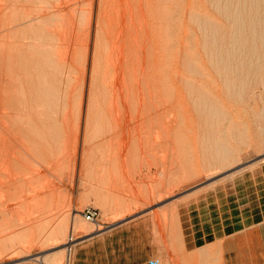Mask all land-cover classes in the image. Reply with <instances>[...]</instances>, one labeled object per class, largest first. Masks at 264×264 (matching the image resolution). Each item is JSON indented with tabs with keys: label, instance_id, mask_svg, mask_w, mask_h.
Wrapping results in <instances>:
<instances>
[{
	"label": "rangeland",
	"instance_id": "obj_1",
	"mask_svg": "<svg viewBox=\"0 0 264 264\" xmlns=\"http://www.w3.org/2000/svg\"><path fill=\"white\" fill-rule=\"evenodd\" d=\"M25 1L0 0V264H74L83 242L128 221L149 220L174 235L178 208L207 233L227 235L262 222L256 230L264 237V97L258 101L264 83L240 101V81L224 77L234 62L227 69L213 63L189 17L194 10L224 24L228 46V22L212 0ZM199 90L226 121L214 126L201 115ZM233 122L240 139L233 138ZM222 142L233 147L225 162L209 152ZM212 247L201 252L210 256Z\"/></svg>",
	"mask_w": 264,
	"mask_h": 264
},
{
	"label": "bare ground",
	"instance_id": "obj_2",
	"mask_svg": "<svg viewBox=\"0 0 264 264\" xmlns=\"http://www.w3.org/2000/svg\"><path fill=\"white\" fill-rule=\"evenodd\" d=\"M25 1V0H24ZM99 1V0H98ZM118 1V0H117ZM211 1V0H210ZM26 2V1H25ZM93 2V1H92ZM108 2V1H107ZM206 2V1H205ZM212 2L214 3V5H215V11H217L216 13H219L220 15L221 14H223L224 15V17L223 18H225L226 20H227V22H228V27H229V31H230V37H229V42L227 43L228 44V46H225L226 45V43L224 44V47L225 48H223V43H224V41L226 42V40H225V36H224V31H225V29H224V24H220V23H218V22H216V21H213V20H210V18L208 19L207 18V16L205 17V16H199L198 14H193L192 12L194 11H192L191 13H189V17L191 18V20H192V22H193V20L195 21V22H193V23H195L196 24V26H198V29L197 30H199L200 29V33H203V46L205 47V49L207 50V51H209V53H211L212 54V56L214 57L213 59H214V62L213 63H215V65L216 66H218V67H220L221 68V66H223L224 68L226 67V69L227 68H231V64H232V62H234V66H232V68H231V70L229 71L230 72V74H228L229 76H227V75H225L224 77H228L227 78V80L230 82V79H232L231 77H236V78H238V81H240V83H238V89H236V91H237V93H238V95H239V98H238V95L236 96L237 97V99L239 100L240 99V101L242 100V98H243V100H244V97H245V94H246V92L247 91H250L249 89H250V87H254V86H256L257 84H261V86H262V84L264 83V80L263 79H261V75L262 74H264V0H212ZM29 3V2H28ZM50 3V2H49ZM144 3V2H143ZM142 3V4H143ZM158 3V2H157ZM70 4V3H69ZM119 4V3H118ZM159 4V3H158ZM161 4V3H160ZM104 5V4H103ZM108 5V4H107ZM144 5V4H143ZM146 5V4H145ZM139 6V5H138ZM197 6V5H196ZM211 6H213V5H211ZM187 7V6H186ZM77 8V7H76ZM106 8L107 7H105V9L104 10H106ZM177 8V7H176ZM191 8V7H190ZM193 8V7H192ZM213 8V7H212ZM82 9V8H81ZM142 9V8H141ZM181 9V8H180ZM188 9V8H187ZM24 10V9H23ZM118 10V9H117ZM134 10H136V9H134ZM156 10H157V8H156ZM166 10V9H165ZM50 11V10H49ZM54 11V10H53ZM167 11V10H166ZM187 11V10H186ZM191 10L189 9V11L188 12H190ZM22 12H24L25 13V10L24 11H22ZM162 12V11H161ZM164 12V11H163ZM48 13V12H47ZM104 13V12H103ZM108 13V12H107ZM124 13V12H123ZM195 13V12H194ZM134 14V13H133ZM138 14V13H137ZM18 15V14H17ZM23 15V14H22ZM38 15V14H37ZM61 15V14H60ZM105 15V14H104ZM131 15V14H130ZM167 15H169V14H167ZM188 15V14H187ZM206 15V14H205ZM5 16V15H4ZM72 16V15H71ZM90 17V16H89ZM118 17V16H117ZM122 17V16H121ZM149 17V16H148ZM188 16H187V18L189 19V21H190V18H189ZM93 18V17H92ZM91 18V19H92ZM101 18V17H100ZM106 18H108V17H106ZM18 19V18H17ZM37 19V18H36ZM35 19V20H36ZM172 19V18H171ZM174 19V18H173ZM179 19V18H178ZM187 19V20H188ZM212 19V18H211ZM214 19V18H213ZM88 20V19H87ZM144 20V19H143ZM216 20V19H215ZM22 21V20H21ZM131 21V20H130ZM14 22V21H13ZM101 22H102V20H101ZM109 22V21H108ZM111 22V21H110ZM159 22V21H158ZM168 22V21H167ZM171 22V21H170ZM169 22V23H170ZM191 22V24H193ZM3 23V22H2ZM1 23V24H2ZM18 23V22H17ZM39 23V22H38ZM69 23V22H68ZM106 23V22H105ZM112 23V22H111ZM173 23H174V21H173ZM55 24V23H54ZM70 24V23H69ZM68 24V25H69ZM103 24V23H102ZM23 25V24H22ZM34 25V24H33ZM52 25V24H51ZM99 25V24H98ZM116 25V24H115ZM137 25V24H136ZM227 25V24H226ZM36 26V25H35ZM110 26V25H109ZM117 26V25H116ZM126 26V25H125ZM195 26V25H194ZM195 26V27H196ZM4 27V26H3ZM3 27H2V30H3ZM68 27V26H67ZM97 27V26H96ZM55 28V27H54ZM108 28V27H107ZM117 28V27H116ZM225 28H227V27H225ZM23 29V28H22ZM96 29V28H95ZM100 29V28H99ZM112 29V28H111ZM195 29V28H194ZM262 29V30H261ZM18 30V29H17ZM21 30V29H20ZM24 30H25V26H24ZM47 30V29H46ZM102 30V29H101ZM169 30V29H168ZM188 30V29H187ZM227 30V29H226ZM83 31V30H82ZM81 31V32H82ZM105 31V30H104ZM112 31V30H111ZM128 31V30H127ZM32 32V31H31ZM30 32V33H31ZM62 32V31H61ZM69 32V31H68ZM102 32V31H101ZM106 32H107V30H106ZM199 32V31H198ZM97 33H98V30H97ZM105 33V32H104ZM143 33V32H142ZM199 33V34H200ZM226 33V32H225ZM10 34H12V33H10ZM32 34V33H31ZM41 34V33H40ZM94 34V33H93ZM140 34V33H139ZM181 34V33H180ZM26 35H27V32H26ZM34 35V34H33ZM39 35V34H38ZM109 35V34H108ZM130 35V34H129ZM24 36V35H23ZM30 36V35H29ZM28 36V37H29ZM36 36V35H35ZM35 36H33V37H35ZM59 36V35H58ZM100 36V35H99ZM201 36V35H200ZM2 37V36H1ZM0 37V38H1ZM17 37V36H16ZM51 37V36H50ZM80 37V36H79ZM109 37V36H108ZM160 37V36H159ZM183 37V36H182ZM21 38H22V36H21ZM25 38V37H24ZM63 38V37H62ZM78 38V37H77ZM99 38V37H98ZM23 39V38H22ZM31 39V38H30ZM44 39V38H43ZM83 39V38H82ZM95 39V38H94ZM24 40V39H23ZM89 40V39H88ZM102 40V39H101ZM113 40V39H112ZM131 40V39H130ZM149 40V39H148ZM161 40V39H160ZM57 41H58V39H57ZM128 41V40H127ZM141 41H142V39H141ZM185 41V40H184ZM36 42V41H35ZM145 42V41H144ZM37 43H38V41H37ZM58 43V42H57ZM186 43V42H185ZM0 44H2V43H0ZM26 44V43H25ZM126 44V43H125ZM143 44V43H142ZM187 44V43H186ZM185 44V45H186ZM4 45V44H3ZM15 45V44H14ZM59 45V44H58ZM107 45V44H106ZM13 46V45H12ZM29 46V45H28ZM38 46V45H37ZM203 46H201L202 48H203ZM3 47V46H2ZM9 47V46H8ZM27 47V46H26ZM30 47V46H29ZM33 47V46H32ZM58 47V46H57ZM191 47H193V46H191ZM199 47V46H198ZM227 47V48H226ZM20 48V47H19ZM50 48V47H49ZM28 49V48H27ZM31 49V48H30ZM29 49V50H30ZM34 49V48H33ZM51 49V48H50ZM55 49V48H54ZM57 49V48H56ZM55 49V50H56ZM67 49V48H66ZM65 49V50H66ZM136 49V48H135ZM180 49V48H179ZM205 49H204V51H205ZM24 50V49H23ZM48 50V49H47ZM151 50V49H150ZM37 51V50H36ZM39 51H40V49H38V53L37 54H40V53H42L41 51H40V53H39ZM68 51V50H67ZM66 51V52H67ZM110 51V50H109ZM184 51V50H183ZM189 51H190V49H189ZM203 51V50H202ZM52 52V51H51ZM107 52V51H106ZM114 52V51H113ZM180 52V51H179ZM14 53V52H13ZM35 53V52H34ZM108 53H110V52H108ZM115 53H116V51H115ZM182 53H184V52H182ZM187 53V52H186ZM204 53V52H203ZM31 54V53H30ZM43 54V53H42ZM120 54V53H119ZM180 54V53H179ZM20 55H21V53H20ZM93 55H94V52H93ZM129 55V54H128ZM183 55V54H182ZM190 55V54H189ZM204 55V54H203ZM224 55H226V56H224ZM40 56V55H39ZM123 56V55H122ZM167 56V55H166ZM41 57H42V55H41ZM109 57V56H108ZM180 57V56H179ZM185 57H187V55H185ZM184 57V58H185ZM207 57V56H206ZM205 57V58H206ZM9 58V57H8ZM17 58V57H16ZM44 58V57H43ZM74 58V57H73ZM116 58V57H115ZM121 58V57H120ZM211 58V57H210ZM41 59V58H40ZM46 59V58H45ZM92 59V58H91ZM135 59H136V56H135ZM167 59V58H166ZM186 59H188V58H186ZM27 60V59H26ZM64 60V59H63ZM125 60V59H124ZM184 60V59H183ZM189 60H191V59H189ZM40 61H42V60H40ZM65 61V60H64ZM67 61V60H66ZM103 61V60H102ZM106 61H109V60H106ZM22 62V61H21ZM52 62V61H51ZM105 62V61H104ZM120 62V61H119ZM151 62V61H150ZM181 62V61H180ZM191 62V61H190ZM199 62V61H198ZM211 62V61H210ZM19 63H20V61H19ZM23 63V62H22ZM21 63V64H22ZM108 63V62H107ZM127 63V62H126ZM133 63V62H132ZM147 63V62H146ZM145 63V64H146ZM185 63H186V61H185ZM185 63H184V66H185ZM188 63V62H187ZM26 64V63H25ZM27 64H28V61H27ZM102 64V63H101ZM198 64V63H197ZM19 65V64H18ZM39 65H41V64H39ZM121 65V64H120ZM127 65V64H126ZM144 65V64H143ZM148 65V64H147ZM211 66H213L212 64H210ZM16 66V65H15ZM58 66V65H57ZM99 66V65H98ZM119 66V65H118ZM181 66H183L182 64H181ZM192 66V65H191ZM191 66H189V67H191ZM194 66H195V64H194ZM203 66V65H202ZM42 67V66H41ZM108 67V66H107ZM133 67V66H132ZM188 67V66H187ZM188 67V68H189ZM214 67V66H213ZM7 68H9V67H7ZM129 68V67H128ZM152 68V67H151ZM194 68V67H193ZM200 68H202V67H200ZM224 68H222V69H224ZM26 67H25V71H26ZM113 69V68H112ZM131 69V68H130ZM196 69V68H195ZM217 69V68H216ZM21 70V69H20ZM82 70V69H81ZM107 70V69H106ZM115 70V69H114ZM137 70V69H136ZM146 70V69H145ZM190 70H192V68H190ZM218 70L220 71V69L218 68ZM24 71V72H25ZM84 71V70H83ZM108 71V70H107ZM177 71V70H176ZM188 71V70H187ZM195 72H196V70H194ZM200 71V70H199ZM222 71V70H221ZM220 71V72H221ZM224 71H225V69H224ZM246 71V72H245ZM10 72V71H9ZM27 72V71H26ZM85 72V71H84ZM83 72V73H84ZM123 72V71H122ZM125 72V71H124ZM145 72V71H144ZM192 74L193 73H195V72H192V71H190ZM198 72V71H197ZM217 72V71H216ZM215 72V73H216ZM219 72V73H220ZM228 72V70L227 71H225V74ZM41 73V72H40ZM69 73V72H68ZM92 73V72H91ZM107 73V72H106ZM114 73V72H113ZM117 73V72H116ZM222 73V72H221ZM67 74V73H66ZM95 74V73H94ZM128 74H129V72H128ZM135 74V73H134ZM190 74V73H189ZM188 74V75H189ZM217 74V73H216ZM85 75V74H84ZM116 75V74H115ZM221 75V74H220ZM223 75V74H222ZM69 76V75H68ZM111 76H113V74L111 75ZM139 76V75H138ZM203 76V75H202ZM30 77V76H29ZM128 77V76H127ZM131 77V76H130ZM187 77V76H186ZM197 77V76H196ZM199 77H200V74H199ZM220 77V76H219ZM223 77V76H222ZM224 77H223V79H224ZM263 77V76H262ZM75 78V77H74ZM114 78V77H113ZM119 78V77H118ZM141 78V77H140ZM176 78V77H175ZM235 78V79H236ZM26 79V78H25ZM67 79V78H66ZM78 79V78H77ZM130 79V78H129ZM152 79V78H151ZM178 79V78H177ZM179 79L181 80V78L179 77ZM211 79V78H210ZM105 80V79H104ZM113 80V79H112ZM125 80V79H124ZM133 80H134V78H133ZM182 80H186L185 78H183ZM196 80V79H195ZM220 80L222 81V79H221V77H220ZM20 81V80H19ZM27 81V80H26ZM67 81V80H66ZM103 81V80H102ZM188 80H186L185 82H187ZM192 81V80H191ZM211 81V80H210ZM223 81H225V79L223 80ZM233 81V80H232ZM17 82V81H16ZM68 82V81H67ZM84 82V81H83ZM111 82V81H110ZM114 82V81H113ZM122 82V81H121ZM130 82H131V80H130ZM129 82V83H130ZM189 82V81H188ZM202 82V81H201ZM75 83V82H74ZM179 83H180V81H179ZM181 83H182V81H181ZM233 83H234V81H233ZM232 83V84H233ZM236 83H237V80H236ZM84 84V83H83ZM94 84V83H93ZM98 84V83H97ZM101 84V83H100ZM111 84V83H110ZM166 84V83H165ZM221 84V83H220ZM228 83L226 82V85H227ZM63 85V84H62ZM69 85V84H68ZM96 85V84H95ZM115 85V84H114ZM113 85V86H114ZM138 85V84H137ZM190 85V86H189ZM185 84V86H189V87H191V85H193V84H191V82H190V84ZM225 85V83H224V86H226ZM234 85V84H233ZM83 86V85H82ZM106 86H107V84H106ZM129 86V85H128ZM194 86V85H193ZM200 86V85H199ZM228 86V85H227ZM226 86V87H227ZM229 86H230V83H229ZM258 86V85H257ZM65 87V86H64ZM69 87V86H68ZM94 87V86H93ZM225 87V88H226ZM263 87V86H262ZM58 88V87H57ZM101 88V87H100ZM187 88V87H186ZM192 88H195V86L194 87H192ZM227 88H229V90L227 89ZM226 89L228 90V94L230 93L229 91H230V87H227ZM232 88V87H231ZM235 88L236 87H234V91H235ZM104 89V88H103ZM108 89V88H107ZM116 89V88H115ZM140 89H141V87H140ZM170 89V88H169ZM190 89V88H189ZM196 89V88H195ZM252 89V88H251ZM76 90V89H75ZM82 90V89H81ZM106 90V89H105ZM129 90V89H128ZM153 90V89H152ZM226 90V91H227ZM99 91V90H98ZM190 91V90H189ZM264 91V90H263ZM263 91H261V92H263ZM41 92H45V90L44 91H42L41 90ZM122 92V91H121ZM137 92V91H136ZM162 92H163V90H162ZM185 92V91H184ZM192 92V91H191ZM194 92H195V90H194ZM203 92V91H202ZM202 92H201V90H199V92H198V94H202ZM221 92H222V90H221ZM251 92V94H252V91H250ZM261 92H260V98L258 99V101L261 99V96H263L264 97V93L261 95ZM22 93V92H21ZM46 93H47V91H46ZM71 93V92H70ZM98 93V92H97ZM103 93H104V91H103ZM120 93V92H119ZM124 93V92H123ZM138 93V92H137ZM142 93V92H141ZM164 93V92H163ZM225 93V92H224ZM232 93V92H231ZM234 94H237V93H235V92H233ZM248 93L249 92H247V95H248ZM49 94V93H48ZM47 94V95H48ZM53 94V93H52ZM66 94V93H65ZM64 94V95H65ZM83 94V93H82ZM116 94V93H115ZM121 94V93H120ZM153 94V93H152ZM177 94V93H176ZM190 94V93H189ZM192 94V93H191ZM195 94H196V92H195ZM194 94V95H195ZM197 94V95H198ZM210 94V93H209ZM71 95V94H70ZM106 95V94H105ZM117 95V94H116ZM188 95V94H187ZM197 95H195V96H197ZM250 95V94H249ZM74 96H75V93H74ZM118 96V95H117ZM124 96V95H123ZM217 96V95H216ZM226 96H228V95H226ZM229 96H230V94H229ZM23 97V96H22ZM116 97V96H115ZM130 97V96H129ZM155 97V96H154ZM157 97V96H156ZM155 97V98H156ZM160 97V96H159ZM189 97H190V95H189ZM199 97H200V95H199ZM219 97V96H218ZM247 97V96H246ZM81 98H83V97H81ZM80 98V99H81ZM111 98V97H110ZM164 98H165V96H164ZM197 98V97H196ZM201 98V99H200ZM200 98H198L199 99V101H198V99H197V101H198V103H196V105H197V109H199V112L201 113L202 111V113L204 114V115H206V118L210 121L211 120V122H213V125L214 126H216V125H218L219 124V122H220V120H221V122H222V119H224L226 116V113H225V115H223V113H222V111L220 112L219 111V109L215 106V104L212 102V99H211V101L209 100V97L208 96H206L205 94H202V97H200ZM214 99H217V98H215V97H213ZM249 98V97H248ZM77 99V98H76ZM79 99V98H78ZM79 99V100H80ZM158 99V98H157ZM213 99V101H215ZM63 100V99H62ZM120 100V99H119ZM139 100V99H138ZM191 100V99H190ZM193 100V99H192ZM219 100V99H218ZM70 101V100H69ZM112 101H114V100H112ZM196 101V100H195ZM261 101H263V98H262V100ZM94 102V101H93ZM132 102V101H131ZM144 102V101H143ZM162 102V101H161ZM190 102V101H189ZM215 102H219V101H215ZM111 103V102H110ZM118 103V102H117ZM130 103V102H129ZM128 103V104H129ZM167 103V102H166ZM259 103H260V101H259ZM263 103V102H262ZM262 103H260L259 105H263V106H261L262 107V110H261V112H260V114H261V117H260V129H261V133H262V135H261V137H262V140H264V103L262 104ZM34 104V103H33ZM135 104H137V103H135ZM145 104V103H144ZM163 104V103H162ZM195 104V103H194ZM194 104H193V106H194ZM216 104H218V103H216ZM130 105V104H129ZM219 105V104H218ZM112 106V105H111ZM117 106V105H116ZM120 106V105H119ZM124 106V105H123ZM131 106V105H130ZM149 106V105H148ZM34 107V106H33ZM62 107H63V105H62ZM82 107V106H81ZM77 108V107H76ZM80 108V107H79ZM78 108V109H79ZM96 108V107H95ZM112 108V107H111ZM120 108V107H119ZM134 108V107H133ZM132 108V109H133ZM156 108V107H155ZM225 108H227V107H225ZM145 109V108H144ZM196 109V108H195ZM197 109H196V112H197ZM260 109V108H259ZM75 110V109H74ZM82 110V109H81ZM136 110V109H135ZM164 110V109H163ZM201 110V111H200ZM221 110V109H220ZM225 110V109H224ZM134 111V110H133ZM149 111V110H148ZM226 111H227V109H226ZM66 112V111H65ZM81 112V111H80ZM112 112V111H111ZM114 112H115V110H114ZM120 112V111H119ZM235 112V111H234ZM110 113V112H109ZM133 113V112H132ZM142 113H143V111H142ZM151 113V112H150ZM165 113V112H164ZM179 113V112H178ZM198 113V112H197ZM202 113H201V115H202ZM228 113V112H227ZM5 114V113H4ZM171 114V113H170ZM238 114H239V112H238ZM107 115V114H106ZM110 115V114H109ZM137 115V114H136ZM172 115V114H171ZM196 115V114H195ZM62 116V115H61ZM101 116V115H100ZM115 116V115H114ZM143 116V115H142ZM145 116H147V115H145ZM225 116V117H224ZM229 116V115H228ZM231 116V115H230ZM73 117V116H72ZM117 117V116H116ZM235 117V116H234ZM15 118V117H14ZM94 118V117H93ZM96 118L97 117H95V119L94 120H96ZM106 118V117H105ZM110 118V117H109ZM111 118H112V116H111ZM119 118V117H118ZM134 118V117H133ZM205 118V117H204ZM233 118V117H232ZM77 119V118H76ZM143 119V118H142ZM201 119V118H200ZM16 121H17V119H15ZM15 120H13V121H15ZM67 120V119H66ZM90 120V119H89ZM121 120V119H120ZM190 120V119H189ZM240 120V119H239ZM16 121L14 122V124L16 123ZM57 121V120H56ZM77 121V120H76ZM97 121V120H96ZM100 121V120H99ZM116 121H117V119H116ZM208 121V122H209ZM224 121H226L225 119H224ZM70 122V121H69ZM121 122V121H120ZM124 122V121H123ZM142 122V121H141ZM145 122V121H144ZM186 122V121H185ZM206 122V121H205ZM18 123V122H17ZM19 123H21V122H19ZM91 123V122H90ZM97 123V122H96ZM99 123V122H98ZM113 123V122H112ZM231 123V122H230ZM234 123V122H233ZM233 123H232V127L234 126L233 125ZM235 123H237V122H235ZM234 123V124H235ZM241 123V122H240ZM27 124V123H26ZM67 124V123H66ZM110 124V123H109ZM173 124V123H172ZM221 124V123H220ZM255 124H257L256 122H255ZM69 125V124H68ZM97 125V124H96ZM108 125V124H107ZM123 125V124H122ZM141 125V124H140ZM144 125H146V124H144ZM195 125H196V123H195ZM206 125V124H205ZM211 125H212V123H211ZM212 125V126H213ZM223 125H225V124H223ZM236 125V124H235ZM238 125H239V123H237V125L236 126H234V131L232 130L231 132L233 133V138L234 137H236V138H241L240 136H241V130L239 131V129H237L238 128ZM95 126V125H94ZM109 126V125H108ZM151 126V125H150ZM164 126V125H163ZM162 126V127H163ZM229 126V125H228ZM242 126V125H241ZM243 126H244V124H243ZM246 126V125H245ZM68 127V126H67ZM96 127V126H95ZM100 127V126H99ZM98 127V128H99ZM103 127V126H102ZM142 127V126H141ZM140 127V128H141ZM166 127V126H165ZM219 127V126H218ZM221 127V126H220ZM223 127V126H222ZM227 126H225V128H226ZM79 128V127H78ZM110 128V127H109ZM112 128V127H111ZM115 128V127H114ZM139 128V127H138ZM143 128V127H142ZM172 128V127H171ZM241 128V127H240ZM103 129V128H102ZM101 129V130H102ZM203 129H204V127H203ZM247 129V128H246ZM58 130V129H57ZM110 130V129H109ZM114 130V129H113ZM211 130H212V128H211ZM216 130V129H215ZM221 130V129H220ZM249 130V129H248ZM7 131V130H6ZM94 131H95V129H94ZM93 131V132H94ZM118 131V130H117ZM122 132V131H121ZM167 132V131H166ZM169 132V131H168ZM204 132V131H203ZM224 132H225V130H224ZM246 132V131H245ZM78 133V132H77ZM90 133V132H89ZM96 133H98L97 131H96ZM118 133H120V132H118ZM179 133H180V131H179ZM192 133V132H191ZM208 133V132H207ZM206 133V134H207ZM212 133V132H211ZM222 133V132H221ZM220 133V134H221ZM232 133L230 134V135H232ZM101 134V133H100ZM144 134V133H143ZM181 134V133H180ZM213 134V133H212ZM219 134V138H220V135ZM245 134V133H244ZM1 135V134H0ZM98 135H99V133H98ZM119 135V134H118ZM224 135V134H223ZM222 135V136H223ZM235 135V136H234ZM97 136V135H96ZM106 136V135H105ZM110 136V135H109ZM116 136V135H115ZM172 136V135H171ZM210 136V135H209ZM216 136H217V134H216ZM95 137V136H94ZM107 137H108V135H107ZM111 137V136H110ZM117 137V136H116ZM231 137V136H230ZM245 137V139H246V136H244ZM11 138V137H10ZM172 138V137H171ZM178 138V137H177ZM203 138V137H202ZM207 138V137H206ZM215 138V137H214ZM217 138V137H216ZM215 138V139H216ZM224 138H225V136H224ZM111 139V138H110ZM113 139V138H112ZM147 139V138H146ZM43 140V139H42ZM94 140H97V139H94ZM99 140V139H98ZM102 140V139H101ZM133 140V139H132ZM205 140V139H204ZM209 140L211 141V139L209 138ZM222 140V139H221ZM225 140H227V138L225 139ZM242 140V139H241ZM247 140V139H246ZM5 141V140H4ZM49 141V140H48ZM198 141V140H197ZM215 141V140H214ZM233 141V140H232ZM238 141V140H237ZM243 141V140H242ZM74 142H76V141H74ZM138 142V141H137ZM181 142V141H180ZM215 142H217V141H215ZM240 142V141H239ZM264 142V141H263ZM262 142V143H263ZM48 143V142H47ZM66 143V142H65ZM77 143V142H76ZM93 143V142H92ZM106 143H108V142H106ZM114 143V142H113ZM132 143V142H131ZM151 143V142H150ZM164 143V142H163ZM205 143V142H204ZM227 143H228V140H227ZM3 144V143H2ZM36 144V143H35ZM90 144V143H89ZM115 144V143H114ZM206 144H208V143H206ZM229 144V143H228ZM241 144H242V142H241ZM243 144H245V143H243ZM4 145V144H3ZM57 145V144H56ZM72 145V144H71ZM191 145V144H190ZM203 145V144H202ZM205 145V144H204ZM104 146V145H103ZM154 146V145H153ZM206 146H208V145H206ZM109 147V146H108ZM187 147V146H186ZM202 147V146H201ZM211 147L212 148H210V151L208 150V148H207V150L210 152V154H212L213 156L215 155V156H217V159L218 158H224V160H222L223 162H225V159H227V158H229V156H231L232 155V148H230V146H228L226 143H224V142H222V143H214V145L212 146V144H211ZM110 148V147H109ZM108 148V149H109ZM60 149H61V146H60ZM138 149H140V148H138ZM202 149V148H201ZM5 150H7V149H5ZM75 150H77V149H75ZM185 150V149H184ZM235 150V149H234ZM0 151H3V150H0ZM107 151V150H106ZM200 151V150H199ZM207 151V152H208ZM56 152V151H55ZM204 151L202 150V153H203ZM59 153V152H58ZM65 153H67V152H65ZM114 153V152H113ZM3 154V153H2ZM16 154V153H15ZM112 154V153H111ZM135 154V153H134ZM208 154V153H207ZM210 154H209V156H210ZM65 155V154H64ZM108 155H110V154H108ZM15 156V155H14ZM60 156V155H59ZM70 156V155H69ZM101 156V155H100ZM147 156V155H146ZM104 157V156H103ZM116 157V156H115ZM227 157V158H226ZM261 157V156H260ZM74 158V157H73ZM107 158H108V156H107ZM112 158V157H111ZM117 158V157H116ZM264 158V157H263ZM262 158V159H263ZM52 159V158H51ZM53 159H54V157H53ZM230 159V158H229ZM229 159H227L226 161H228ZM55 160V159H54ZM70 160V159H69ZM103 160H104V158H103ZM114 160H116V159H114ZM137 160H139V159H137ZM220 159H219V162L221 161ZM77 161V160H76ZM128 161V160H127ZM204 161V160H203ZM209 161V160H208ZM216 161V160H215ZM221 161V162H222ZM67 162V161H66ZM264 162V161H263ZM64 163V162H63ZM118 163V162H117ZM137 163V162H136ZM193 163V162H192ZM52 164V163H51ZM111 164V163H110ZM181 164V163H180ZM183 164V163H182ZM191 164V163H190ZM3 165V164H2ZM175 165V164H174ZM208 165V164H207ZM216 165H217V163H216ZM61 166V165H60ZM62 166H63V164H62ZM120 166V165H119ZM215 166V165H214ZM219 166V165H218ZM1 167V166H0ZM70 167V166H69ZM91 167V166H90ZM224 167V166H223ZM242 167V166H241ZM27 168V167H26ZM58 168V167H57ZM238 168V167H237ZM60 169V168H59ZM64 169V168H63ZM75 169V168H74ZM239 169V168H238ZM117 170V169H116ZM237 170V169H236ZM109 171V170H108ZM108 171H107V173H108ZM175 171V170H174ZM185 171V170H184ZM13 172V171H12ZM31 172V171H30ZM68 172H70V170L68 171ZM52 173V172H51ZM65 173V172H64ZM182 173H184V172H182ZM229 173H231V172H229ZM233 173V172H232ZM225 174V173H224ZM170 175V174H169ZM222 175V174H221ZM220 175V176H221ZM11 176V175H10ZM39 176V175H38ZM92 176V175H91ZM102 176V175H101ZM109 177H111V176H109ZM222 177V176H221ZM105 178V177H104ZM176 178V177H175ZM94 179V178H93ZM91 180V179H90ZM109 180V179H108ZM10 181V180H9ZM185 181V180H184ZM89 182V181H88ZM211 182V181H210ZM29 185H30V183H29ZM111 185V184H110ZM113 185V184H112ZM31 186V185H30ZM83 186V185H82ZM2 187V186H1ZM45 187V186H44ZM47 189V188H46ZM91 189H92V187H91ZM15 190V189H14ZM65 190V189H64ZM44 191H45V189H44ZM49 193V192H48ZM9 194V193H8ZM52 194V193H51ZM53 195V194H52ZM103 196V195H102ZM113 196V195H112ZM35 197V196H34ZM39 197V196H38ZM51 197V196H50ZM93 197V196H92ZM104 197H106V196H104ZM69 198V197H68ZM38 199V198H37ZM97 199V198H96ZM107 199V198H106ZM114 199H116V198H114ZM41 200V199H40ZM39 200V201H40ZM59 200V199H58ZM107 200H109V199H107ZM122 200V199H121ZM60 201V200H59ZM104 201V200H103ZM114 201V200H113ZM27 202V201H26ZM45 203H46V201H44ZM117 202V201H116ZM108 203V202H107ZM120 203H122V202H120ZM132 203V202H131ZM39 204V203H38ZM106 205V204H105ZM117 205V204H116ZM121 205V204H120ZM130 205V204H129ZM14 206V205H13ZM44 206V205H43ZM58 206V205H57ZM128 206V205H127ZM126 206V207H127ZM15 207V206H14ZM27 207V206H26ZM42 207V206H41ZM108 207V206H107ZM105 208V207H104ZM134 208V207H133ZM143 208V207H142ZM129 210V209H128ZM10 211V210H9ZM115 211V210H114ZM117 211V210H116ZM118 212H120V211H118ZM0 213H1V211H0ZM12 213V212H11ZM47 213V212H46ZM9 214V213H8ZM72 214V213H71ZM132 214V213H131ZM48 216V215H47ZM68 217V216H67ZM11 219V218H10ZM63 219V218H62ZM61 219V220H62ZM87 219H88V217H87ZM89 221L90 220H92V218H89L88 219ZM32 221V220H31ZM60 221V220H59ZM70 221V220H69ZM81 221V220H80ZM62 222V221H61ZM65 223V222H64ZM75 223V222H74ZM64 225V224H63ZM42 227V226H41ZM45 227V226H44ZM39 228V227H38ZM47 228V227H46ZM48 229V228H47ZM59 229V228H58ZM57 229V231H59ZM63 230V229H62ZM42 232V231H41ZM54 232V231H53ZM61 233V232H60ZM172 233V232H171ZM47 235V234H46ZM55 235H58V233L57 234H55ZM60 237H64V236H61L60 235ZM59 237V238H60ZM11 238V237H10ZM49 238V237H48ZM19 240V239H18ZM57 240V239H56ZM25 241V240H24ZM48 241V240H47ZM1 242V241H0ZM54 242V241H53ZM4 243V242H3ZM47 243V242H46ZM22 244H24V243H22ZM21 244V245H22ZM8 245V244H7ZM20 245V244H19ZM36 245V244H35ZM4 247V246H3ZM184 247V246H183ZM1 248H2V246H1ZM6 250V249H5ZM8 252V251H7ZM178 252V251H177ZM57 253V252H56ZM3 254V253H2ZM16 254V253H15ZM210 254V253H209ZM55 255V254H54ZM62 255V254H61ZM54 257V256H53ZM206 257V256H205ZM49 258V257H48ZM55 258V257H54ZM23 259V258H22ZM23 261V260H22ZM180 261V260H179ZM51 263V262H50ZM49 263V264H50Z\"/></svg>",
	"mask_w": 264,
	"mask_h": 264
},
{
	"label": "crops",
	"instance_id": "obj_3",
	"mask_svg": "<svg viewBox=\"0 0 264 264\" xmlns=\"http://www.w3.org/2000/svg\"><path fill=\"white\" fill-rule=\"evenodd\" d=\"M177 211L174 235L149 220L128 221L83 242L74 264H264V237L256 230L262 222L227 235L207 233L184 208ZM171 222L169 217V227ZM209 246L210 256L201 252Z\"/></svg>",
	"mask_w": 264,
	"mask_h": 264
},
{
	"label": "built area",
	"instance_id": "obj_4",
	"mask_svg": "<svg viewBox=\"0 0 264 264\" xmlns=\"http://www.w3.org/2000/svg\"><path fill=\"white\" fill-rule=\"evenodd\" d=\"M87 217H88V219L89 218H94V215H92L91 213L87 212Z\"/></svg>",
	"mask_w": 264,
	"mask_h": 264
}]
</instances>
